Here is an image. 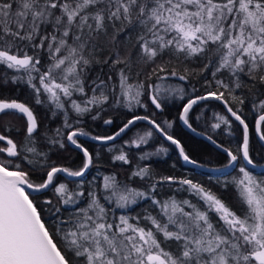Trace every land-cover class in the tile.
<instances>
[{"label": "snow or ice", "instance_id": "1", "mask_svg": "<svg viewBox=\"0 0 264 264\" xmlns=\"http://www.w3.org/2000/svg\"><path fill=\"white\" fill-rule=\"evenodd\" d=\"M0 68V89H28L23 102L0 99V115L22 121L4 124V132H22L18 140L0 133V264H264V170L255 172L246 123L256 114L264 142V0H0ZM208 100L222 102L243 126L235 151L193 126L195 115L206 128L214 120L210 132L231 127L215 111L206 119ZM170 104H182L179 121L226 153L227 162L209 173L234 189L238 211L198 181L139 163L168 148L142 152L132 165L121 146L111 161L132 165L126 182L101 172L97 149L111 142L113 151L145 122L126 146L139 149L159 134L193 169L210 164L188 154L168 131L172 121L156 119ZM35 106L60 123L41 131ZM119 109L129 118L112 134L87 130L86 118L111 126L104 114ZM69 149L82 153V166L57 162ZM165 186L197 202L163 197ZM45 192L53 198L41 201ZM141 202V212L130 214Z\"/></svg>", "mask_w": 264, "mask_h": 264}, {"label": "trees", "instance_id": "2", "mask_svg": "<svg viewBox=\"0 0 264 264\" xmlns=\"http://www.w3.org/2000/svg\"><path fill=\"white\" fill-rule=\"evenodd\" d=\"M0 71H3V69L0 68ZM209 79H211L210 73H209ZM169 83H171L172 85L190 87L187 81H179L176 78H172L169 81ZM199 84L202 85L203 81L201 80ZM16 87L17 86L9 85L7 88L0 89V93H3L0 94V99L15 98L22 102L28 99L27 97L28 89L26 88V86L20 85L19 87L21 90L19 92L16 91ZM213 87L215 86L213 85ZM239 91L240 90H238V92ZM243 91L245 95H248L247 90H243ZM199 94L202 95L204 93L203 91H201ZM28 102L31 103L30 100ZM201 107H203L204 111L207 113L206 119L208 117H212V114L215 111L216 113L226 115L229 119H231L232 125L231 127L227 125H222L221 129H217L215 132H210V124L214 122V120H208L209 127L206 128L205 123L196 122L195 115H193V121H192L193 126L197 128L199 132L208 131L209 134H211L213 138L217 141V143L222 144L224 147H230L233 149V151H235V147L241 144L243 127L239 125L238 122L234 121V118L228 115L223 110L222 106L215 100H208L202 102ZM250 107H251L250 104L247 103L245 104L244 106L245 113L249 111ZM181 108H182V104L179 105L170 104L167 108H165L163 113L158 114L156 119L158 121H162L163 119L167 118L168 120L172 121L173 127L171 129H168V131L182 143L188 154L192 156L194 159H197L198 161L204 163H207V161L211 159V163L207 164L206 167L216 168L225 164L227 162L226 153H222L219 149L214 147L207 139L190 133L179 124L178 114ZM35 111L40 118L41 131L43 130L45 124H47L48 127L50 128H55L60 123L59 119L53 118L51 121L46 119L45 109L40 106H35ZM199 111H200V107H197L195 109V112L198 113ZM137 114H144V110L138 108ZM109 115H111L115 121L113 125L104 126L102 120L93 124L89 118H86L88 119L87 130L92 132L93 134L109 135L115 132L120 126H122V122L126 123L127 119L129 118V116L126 115V110L124 109H119L116 111H110L108 113H105L104 118H108ZM255 118H256V114L253 113L252 115H249L246 119V123H248L250 130L251 155L254 158V160L257 162V164L261 165L264 163V147L258 142L254 134ZM7 121H11L13 125H17V126L20 123H22V121L15 120L14 118L6 115H0V133L9 135L11 138L18 140L20 138V135H22V132L20 135H18L14 127L9 132H4V124ZM146 127H147L146 122L139 123L135 128H132L126 134L122 135L120 138L116 140L115 148L111 152L108 150V148L111 147V142H109L108 147H105L102 150L97 149L98 151H102L103 153V159L100 162L101 172L116 173L118 180L126 182L127 175L132 170V165H135L138 162V157L142 152L155 153L158 148L161 147L168 148L167 153H160L159 155L151 156L148 160L139 161V163L141 164V166H143L144 164L150 165L152 168H154L157 171L158 174L175 175L177 177H188L193 179L194 181H198L201 184H203L205 187L210 188L212 189V191L216 192L234 209H236L237 211L239 210L236 203V194L231 186H229L227 190L222 189L220 187V183H218L215 178V174L195 171L191 167H188L183 161V159L179 157V154L177 153L175 146L171 145L169 141L162 138L159 134L155 135L153 138L149 140L148 144L142 145L139 149L135 147L129 148L124 144L125 141L131 140L134 137L135 133H137L138 131L142 133ZM0 146H6L5 142H0ZM85 146L89 147L90 150L93 149V143L91 141H89ZM121 146H124L125 152H128L130 154L132 165H123L122 162H115L114 164L112 163L111 156L117 154ZM60 157L61 158L57 160L58 163H64L66 166H70L73 168H76L77 166H82L83 163L82 153H77L74 150L69 149L68 152H61ZM53 159H57V157L53 156ZM95 171H96L95 168H93L92 171L89 173V179H91V177L95 174ZM261 171L262 170L255 172L259 173ZM233 175H235V173H233ZM33 179H35V177H33ZM225 179L230 180L231 176L221 177V183ZM62 180L63 177H60L57 180V183L61 182ZM133 186L134 187L139 186L138 179L137 182L133 184ZM69 187L72 188L74 186L69 185ZM171 195H175L177 199L187 198L193 200L194 203L197 202L196 198L192 197L189 193L169 191L168 186H165L163 197H167ZM45 198H53V193L45 192L40 197V200L43 201V199ZM145 206L146 205L143 202H141L139 205H132L131 209L129 210L130 214L135 215L137 212H141V209ZM122 211L124 210L117 209L116 210L117 215L121 214ZM44 218L45 220H48L49 223H52V220L47 213V209L44 210Z\"/></svg>", "mask_w": 264, "mask_h": 264}, {"label": "water", "instance_id": "3", "mask_svg": "<svg viewBox=\"0 0 264 264\" xmlns=\"http://www.w3.org/2000/svg\"><path fill=\"white\" fill-rule=\"evenodd\" d=\"M221 106H222V108H223V110L227 113V110H226V108L224 107V105H223V103L222 102H220V101H217ZM228 115H230L229 113H227ZM256 119V118H255ZM178 121H179V119H178ZM179 124L184 128V129H186L187 131H189L190 133H192L193 134V132L191 131V130H189L186 126H184L183 124H182V122H180L179 121ZM243 127V126H242ZM254 134H255V137H256V139L258 140V142L264 147V142H260L259 141V139H258V136H257V134H256V131H255V120H254ZM195 135V134H194ZM196 136H199V137H203V138H205L204 136H201V135H196ZM162 137V136H161ZM163 138V137H162ZM206 139V138H205ZM242 139H243V132H242ZM241 143H242V141H241ZM177 150V149H176ZM177 153L179 154V152H178V150H177ZM186 164V163H185ZM188 167H191L192 169H193V166L192 165H189V164H186ZM209 169H210V167H204V168H195L194 170L195 171H200V172H205V173H209ZM264 169V163L263 164H261V165H259L256 169H255V171H260V170H263ZM210 174V173H209Z\"/></svg>", "mask_w": 264, "mask_h": 264}]
</instances>
